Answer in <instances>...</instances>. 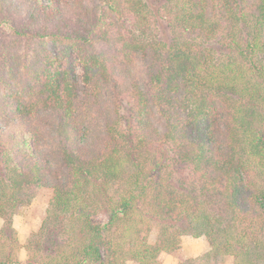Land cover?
Listing matches in <instances>:
<instances>
[{"label": "trees", "instance_id": "1", "mask_svg": "<svg viewBox=\"0 0 264 264\" xmlns=\"http://www.w3.org/2000/svg\"><path fill=\"white\" fill-rule=\"evenodd\" d=\"M162 1L168 41L144 0H0V264L32 186L66 238L26 264H264V0Z\"/></svg>", "mask_w": 264, "mask_h": 264}, {"label": "rangeland", "instance_id": "2", "mask_svg": "<svg viewBox=\"0 0 264 264\" xmlns=\"http://www.w3.org/2000/svg\"><path fill=\"white\" fill-rule=\"evenodd\" d=\"M144 1H146L156 17L155 23L152 24L154 34L168 41L173 36L172 29L158 14V8L163 1ZM127 102L123 101L121 105V114L124 115L123 120L128 119L129 105ZM172 169V181L174 185L181 191L195 193V189L198 186H195L196 184L194 183L189 166L178 163L173 165ZM118 187H120L118 184L112 185V189L109 191L111 193L115 192ZM51 201L52 191L50 189L32 186L23 192L21 204L16 208L12 217V231L15 233L17 242V244L13 242V245L17 250L16 255L21 264H26L33 259H39L45 253H48V249L52 246V241L58 244L66 238L62 227L64 224H55L52 218L49 217ZM99 214L103 215V210L99 209ZM60 218L62 217L60 216ZM156 227L158 226L153 227V231ZM181 227L185 228V225L182 224ZM7 234L13 236V233H10L8 230ZM150 240L154 241L153 238ZM117 242L121 244L120 240H117ZM204 245L203 237L194 239V237L187 234L183 237L181 248L178 252L164 256L165 264H235L234 260L229 257H219L215 261L205 263L202 258Z\"/></svg>", "mask_w": 264, "mask_h": 264}, {"label": "crops", "instance_id": "3", "mask_svg": "<svg viewBox=\"0 0 264 264\" xmlns=\"http://www.w3.org/2000/svg\"><path fill=\"white\" fill-rule=\"evenodd\" d=\"M199 238H200V237H199ZM182 239H183V237L181 238V242H182ZM194 239H198V238H194ZM203 239H204V238H203ZM204 243H205V245H204L205 247H204L203 255L208 251V247H207V244H206L205 239H204ZM180 248H181V244H180V247H179V249H178L177 251H175V252H173V253H164V254H162V256H161L162 264H165L164 256L174 254V253L178 252V251L180 250ZM201 255H202V254H201ZM203 255H202V256H203ZM197 256H199V255H197Z\"/></svg>", "mask_w": 264, "mask_h": 264}]
</instances>
